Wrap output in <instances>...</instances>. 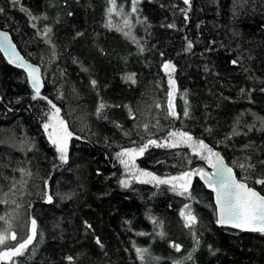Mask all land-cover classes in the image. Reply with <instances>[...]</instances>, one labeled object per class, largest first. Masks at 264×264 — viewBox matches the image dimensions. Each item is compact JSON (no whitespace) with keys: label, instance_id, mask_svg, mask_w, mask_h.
<instances>
[{"label":"trees","instance_id":"trees-1","mask_svg":"<svg viewBox=\"0 0 264 264\" xmlns=\"http://www.w3.org/2000/svg\"><path fill=\"white\" fill-rule=\"evenodd\" d=\"M132 3L116 0L118 15L109 14L110 0H0V26L45 77L33 99L27 73L0 50V215L18 239L37 221L18 264H264V233L217 224L214 192L199 176L192 198L135 179L125 188L116 157L180 129L221 149L264 193L254 183L264 178V0H138L135 13ZM167 60L175 64L178 119L168 115ZM52 104L73 133L67 163L43 127ZM135 163L161 178L210 167L188 145L149 147ZM188 210L193 229L181 216ZM136 248L147 249L143 260Z\"/></svg>","mask_w":264,"mask_h":264},{"label":"snow or ice","instance_id":"snow-or-ice-1","mask_svg":"<svg viewBox=\"0 0 264 264\" xmlns=\"http://www.w3.org/2000/svg\"><path fill=\"white\" fill-rule=\"evenodd\" d=\"M110 2L112 6L108 9L109 14L116 12L120 15L121 12L117 11L116 0H110ZM137 3L138 0H133L131 9L133 13L137 11ZM183 3L190 6L191 0H183ZM23 10L27 11V9ZM3 11L4 9L0 8V13ZM181 11L185 12V18H187L186 11L184 9H181ZM31 19L37 20L40 19V17L32 16ZM128 24L129 21L125 20V25ZM32 26L35 27V24ZM108 26L111 27V24ZM168 27L172 28L175 27V25L169 24ZM49 32H51L50 28L45 29L44 35L47 37ZM125 35H129V33H125ZM187 47L189 50L192 48L191 42L188 43ZM9 48H11V52L7 51ZM0 50H6V54L10 57V62L17 64L18 67L27 71L28 78L31 81V87L35 90V96L33 99L40 97V91L43 87L40 68L26 62L24 58L15 51V46L11 45L8 33L6 32H0ZM142 50L143 49H141V51ZM232 63L236 64L237 61L233 60ZM163 70L165 73H168V83L171 86V90L168 93V115L178 119L179 114L176 111L174 103L177 88L176 82L171 75L175 72V65L171 62H166L163 65ZM127 79L135 83L134 74H130ZM92 84L95 86L96 81H92ZM41 98L47 99V97ZM48 103L51 104V101H48ZM186 103L187 101H185V104ZM105 107H107V105L102 102L98 107L97 115H100V111ZM157 107H159V105H157ZM52 109L53 111L49 118V122L45 123L43 127L45 131L48 132V139L59 153V160L61 163H67L69 141L72 139L73 133L68 130L66 121L60 117V109L56 108L54 104H52ZM188 114V111L185 109L183 115L187 117ZM144 127L147 129L148 126L144 125ZM49 129H51V131H48ZM260 130L264 131V118H261ZM234 134L239 133L234 132ZM181 145H188L191 147L194 153L207 160L214 171L212 173H207L203 168H200L184 171L178 176L161 178L152 172L139 169L136 166V158L143 156L149 147L178 148ZM245 147H249V145H245ZM205 152L207 155H204ZM116 157L119 159L120 164L124 166V169L132 174V179H135L140 183H152L157 186L170 185L171 191L180 196H188L189 198H192L190 191L192 179L195 176H199L205 181L207 186L215 192V202L218 206L217 224L222 226L230 225L233 228L243 231L264 233V195L254 187H250L249 184L245 182L248 177H245L244 180L237 179L233 172V168L225 164L223 157L218 152H215L209 145L205 144L203 140L194 139L190 133L185 131H171L163 142L149 139L139 147L123 149L116 153ZM261 164H264V161H262ZM238 167L244 169L245 165L240 164ZM247 168L254 169L255 165L248 164ZM21 171H23V169H21ZM120 183L127 188L131 183V179H123ZM254 183L264 185V178H258ZM45 195L47 202L51 203L53 201V196L48 193H45ZM11 202L15 203V201ZM3 203H9V201L5 200ZM184 207L185 209H189V205L187 204ZM181 216L184 218L186 226L193 229L197 223V217L190 210L181 211ZM0 221H5L8 225L7 228L0 229V264H6V262L7 264H18L17 258L25 255L29 246L33 244L37 237V221L35 218L31 219L29 234L26 235V237L19 239L17 233L12 230L11 219L6 217V215H0ZM155 222L156 221L153 219V223ZM87 227L91 228V225H87ZM139 234L144 235V233ZM160 235L163 236L164 233L161 232ZM11 241H15L16 243L10 244L9 242ZM97 243L100 244L98 238ZM198 243L199 241H197V244ZM172 247L179 251L181 246L173 244ZM135 251L139 255V258L143 260L144 253L147 249L136 248ZM66 259L70 262L74 260L72 256H68ZM187 259H191V254H189ZM173 264H179V262H173Z\"/></svg>","mask_w":264,"mask_h":264},{"label":"water","instance_id":"water-1","mask_svg":"<svg viewBox=\"0 0 264 264\" xmlns=\"http://www.w3.org/2000/svg\"><path fill=\"white\" fill-rule=\"evenodd\" d=\"M0 32H6V33H8V36H9V39H10V43H11V45H14V46H15V51H16L17 53H19V55L22 56L26 62H28L29 64H32V65L37 66V67L40 68L41 79H42V83H43V87L41 88V90H42V89L44 88V86H45V77H44V72H43L42 65H41L40 63H38V62H35V61L31 60L30 58H28V57L24 54V52L21 50V48H20L19 45L17 44L16 40L14 39V37H13L11 31H10L8 28L1 27V26H0ZM7 51H8V52H11V48L7 49ZM2 52H3L4 56L6 57V59L10 62V57H9L8 54H6V50H2ZM10 63H11V62H10ZM12 64L15 65V66H17V64H14V63H12ZM23 70L27 73V71H26L25 69H23ZM29 81H30V79H29ZM30 84H31V81H30ZM213 150H214L215 152H218V153L223 157L224 162H225V164H226L227 166L233 168V172L235 173L237 179L244 180L243 178H240V177L237 175V173H236V171H235V168H234L233 165L227 160L225 154L223 153V151H222L221 149H219V148H214ZM204 171L207 172V173H212V172L214 171V169H213V168L211 167V165H210L209 168H206V169L204 168ZM203 181H204V180H203ZM204 182H205V181H204ZM245 182L248 183V181H245ZM205 184H206V183H205ZM248 184H249V183H248ZM206 185H207V184H206ZM249 186H250V187H254V186L251 185V184H249ZM254 188H255L257 191H259L256 187H254ZM210 189H211V188H210ZM213 192H214V191H213ZM259 192H260L262 195H264V193H262L261 191H259ZM214 198H215V192H214ZM217 213H218V206H217ZM227 226H230V225H227ZM230 227H231V226H230Z\"/></svg>","mask_w":264,"mask_h":264},{"label":"rangeland","instance_id":"rangeland-1","mask_svg":"<svg viewBox=\"0 0 264 264\" xmlns=\"http://www.w3.org/2000/svg\"><path fill=\"white\" fill-rule=\"evenodd\" d=\"M166 62H171L173 65H175L174 64V62L172 61V60H167V61H165L164 63H166ZM164 65V64H163ZM172 75V78L175 80V82H176V88H177V81H176V78L174 77V75H173V73L171 74ZM171 90V86L169 85V91ZM168 100H169V96H168ZM174 103H175V108H176V95H175V100H174ZM167 104H168V102H167ZM55 105V104H54ZM56 106V105H55ZM56 108H58L57 106H56ZM52 111H53V109H52V107L50 108V110H49V112H48V116L46 117V120H45V123H48L49 122V118H50V116H51V113H52ZM59 115H60V117L62 118V115H61V113L59 112ZM48 131H51V129H49ZM172 131H184V130H180V129H174V130H172ZM185 132H187V131H185ZM48 133V132H47ZM189 133V132H188ZM191 134V133H190ZM192 135V134H191ZM193 136V135H192ZM194 137V136H193ZM194 139H196V140H199V139H197V138H195L194 137ZM164 141V140H163ZM133 147H139V146H133ZM133 147H128V148H133ZM127 149V148H126ZM137 166V165H136ZM138 167V166H137ZM139 169H143V170H147V169H144V168H140V167H138ZM147 171H149V172H151L150 170H147ZM153 173V172H152ZM178 175H180V174H178ZM178 175H175V176H178ZM126 179H132V174L130 173V172H127V174H126V177H125Z\"/></svg>","mask_w":264,"mask_h":264}]
</instances>
